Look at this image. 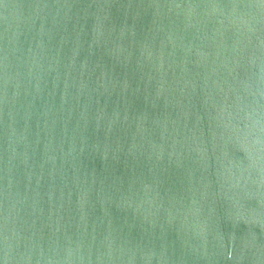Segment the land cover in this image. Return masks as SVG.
Listing matches in <instances>:
<instances>
[{"label":"water","instance_id":"obj_1","mask_svg":"<svg viewBox=\"0 0 264 264\" xmlns=\"http://www.w3.org/2000/svg\"><path fill=\"white\" fill-rule=\"evenodd\" d=\"M0 264H264V0H0Z\"/></svg>","mask_w":264,"mask_h":264}]
</instances>
